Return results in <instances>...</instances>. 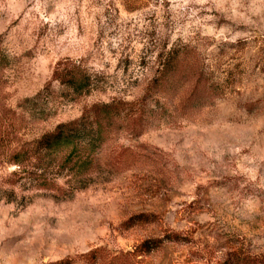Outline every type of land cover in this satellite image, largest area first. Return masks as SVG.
Masks as SVG:
<instances>
[{
  "label": "rangeland",
  "instance_id": "374dc122",
  "mask_svg": "<svg viewBox=\"0 0 264 264\" xmlns=\"http://www.w3.org/2000/svg\"><path fill=\"white\" fill-rule=\"evenodd\" d=\"M0 264H264V0H0Z\"/></svg>",
  "mask_w": 264,
  "mask_h": 264
},
{
  "label": "trees",
  "instance_id": "16d2710c",
  "mask_svg": "<svg viewBox=\"0 0 264 264\" xmlns=\"http://www.w3.org/2000/svg\"><path fill=\"white\" fill-rule=\"evenodd\" d=\"M87 78H73L66 80V84L76 94H81L88 87ZM86 93V92H85ZM108 107L101 108V112L91 121L80 120L78 122L61 126L52 134H48L40 140L38 146L43 155L36 161L35 169L43 168L49 160H62V164H71L75 168V176L85 174L86 167L92 163L93 154L101 141V119L106 116ZM105 112V113H104ZM27 153L19 152L10 159L12 164L21 167ZM43 184L44 181H42ZM45 186V185H43Z\"/></svg>",
  "mask_w": 264,
  "mask_h": 264
}]
</instances>
